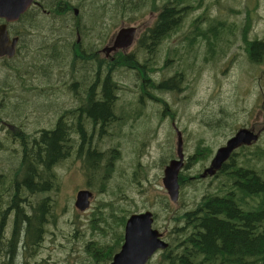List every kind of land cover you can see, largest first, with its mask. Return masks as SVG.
Masks as SVG:
<instances>
[{"label":"trees","instance_id":"16d2710c","mask_svg":"<svg viewBox=\"0 0 264 264\" xmlns=\"http://www.w3.org/2000/svg\"><path fill=\"white\" fill-rule=\"evenodd\" d=\"M49 1L52 3L50 10L55 11L57 15L59 13L56 10L57 6L53 7L55 0ZM60 1L61 21L64 22L65 15L70 11L71 0ZM93 1L97 6L103 1V8L108 3L109 11L116 10L114 16H119L122 10H125V15L126 11L128 15H133L137 3L142 5L139 0ZM122 1L124 3H121ZM159 1L163 6L158 10L160 13L157 22L140 41L147 43L146 46H140L130 55H119L107 64L76 45L72 57L75 65L71 68L75 82L71 87L73 80L71 76L70 90L72 93L76 90L80 95L79 103L60 112L52 129H45L41 134L37 131L13 136L18 144L14 153L19 152L15 156L16 167L4 168L11 171L10 174L3 172V168L0 169V220L6 217L12 220L11 229L6 235L1 232L0 222L2 264H38L33 259L32 251L40 245L45 225L53 214V200L46 195L55 189L57 177L54 166L68 158L72 161L80 160L86 170L87 183L98 181L97 184L103 187L111 172V160L117 150L112 148L109 151H102L99 143L91 148V134H94L97 140L110 137L115 125L121 126L138 119L146 101H161L156 91L170 92L177 89L167 86V81L157 82L154 73L162 72L170 56L177 53V49L171 53L170 44L168 43L166 47V42L177 31H183L189 14L195 13V17L188 23V51L184 54L182 62L188 57L189 67L192 69L193 61L196 60H200L205 67H210L218 63L223 64L232 57L231 54L234 53L232 50L240 41L237 33L242 32L239 24L230 23L216 14L213 15L208 9V4L202 8L203 0ZM231 11L237 13L236 10ZM248 12L246 11L247 15ZM226 33H230L225 42L228 43L227 49L231 54L227 53L221 44ZM246 33V30L242 32V41L245 43L247 61L258 64L264 56V39L250 41ZM56 54L60 55V52ZM162 56L165 61L160 66ZM93 58L98 67L92 70ZM172 60L174 61V58L170 59L171 63ZM100 66L103 67L99 68ZM103 68L107 69L105 75L102 72ZM122 70L134 74L140 81L139 89L142 94L138 98V107L132 112H117L120 91L124 88L112 78V74ZM178 74L180 76L177 83H181L179 89L184 92L187 89L184 85L185 79L182 78L185 70L182 73L180 70ZM178 95L176 93V98ZM75 98L77 99V96ZM231 100L232 98L229 102L221 101L217 105L218 108L202 109L194 114L193 119L198 120V124L204 130L217 137L227 125V121L234 117L231 106L228 105ZM162 105L165 112L160 107L157 108V112L162 115L159 117L167 118L171 115L169 105L165 102ZM73 118H76V126L73 125ZM87 122L91 123L88 127ZM96 124H99L98 128L95 127ZM233 124L228 129L231 132H234ZM247 127L241 126L237 130ZM253 144L239 147L223 164L220 172L212 176L215 181H209L206 185L197 174L194 178L190 177L191 179L189 174H181L178 178L179 203L183 202L184 195L190 202L188 205L184 204V208L174 211L167 197L162 196L156 202V209L149 211L153 214L155 224L159 217L158 211L162 210L165 213L163 226L166 228L169 242L168 248L160 255V264H264V148ZM74 148L75 154L70 153ZM208 149L211 148L205 145L202 139H198L187 168L193 161H204L203 153ZM103 159L107 162H103ZM11 175L13 183L7 186L5 181L10 179ZM199 192L201 196L197 198ZM28 195L40 198L34 203L30 201L27 211L23 198ZM125 201L131 203L130 198L125 197ZM126 202L125 206H121L123 208L121 211L111 208L107 217L100 211L96 220L103 226L95 224L92 227V230L101 232L103 237H106L107 233L113 237L111 245H103L105 243L95 240L85 244L87 249L92 248L91 253L97 263L101 261V264H109L113 255L119 251L126 219L136 213L125 209ZM125 211L129 213L128 217L124 215ZM98 253L101 255L96 256Z\"/></svg>","mask_w":264,"mask_h":264},{"label":"rangeland","instance_id":"374dc122","mask_svg":"<svg viewBox=\"0 0 264 264\" xmlns=\"http://www.w3.org/2000/svg\"><path fill=\"white\" fill-rule=\"evenodd\" d=\"M206 4L213 15L216 14L222 20L230 23L239 24L243 33L246 30L248 40L264 39V0H203L202 8ZM157 6L162 7V2H159ZM231 10H236L237 13H232ZM150 11V5H148L146 12ZM246 11H249L248 15ZM126 13L128 15V11ZM80 15L82 17V12ZM126 15L124 13L123 17L114 16V14L102 17L101 8L92 4L89 13L83 15L82 21L84 24L87 22L92 25L98 31L100 27L102 28V19L104 18L110 34L112 32L115 34L120 29L131 26L143 27L149 24L146 19L150 15L143 17L134 15L131 19ZM194 15L195 13L189 14L183 31H177L172 37L178 33L180 39L182 34L187 32L186 27L190 19L195 17ZM152 17L154 16L152 15ZM104 28L106 29V25ZM46 32L48 34V31ZM242 32L238 31L237 38L240 41L235 44L232 50L234 53L231 54V51L229 52L227 49L228 43L225 42L226 37L228 38L231 33L227 34V30L221 44L232 57L228 58L229 61L223 64L218 63L216 66L205 67L206 65L202 64L200 60H196L193 61V68L190 69L188 57L182 62L188 49L184 51L177 49V53L170 56L164 70L154 73L157 82L167 81V86L173 89L177 87V89L170 92L156 91V95L161 101H146L138 119L128 121L121 126L115 125L111 130L110 137L99 140L94 138V144L98 145L99 143L100 150L109 151L112 148L117 150L111 160V172L103 187L97 184L98 181L87 183L86 170L80 160L72 161L68 158L54 166L57 177L55 189L46 195L53 200V214L45 225L40 245L32 251L33 259L38 264H101V261L99 263L94 261L91 253L92 248L87 249L85 244L92 240L105 243L103 245L112 244L113 237L109 233L103 237L101 232L92 230V227L95 224L103 226L96 220L100 211H103L107 217L111 208L118 211L123 210L121 206H125V197L131 199V203L126 202L125 209L136 213L146 210L152 212L156 209V202L162 196L167 197L174 211L182 209L190 203L185 195L183 202L179 203L180 193L176 203L170 202L161 182L165 166L176 158L177 137L171 127L172 122L177 125L181 137L183 135V163H186L187 159L188 162L191 161L190 155L198 139H202L204 144L211 148L203 153L204 161H193V164L186 169H183V165L180 173L182 175L189 174V177L206 171L215 150L225 145L226 141L241 126H248L247 129L258 134V140L253 145L264 148V56L258 64H251L247 61ZM172 37L166 42V47H168V43L170 44ZM83 43L87 42L83 41ZM30 45H36V41L31 39ZM173 58L174 61L171 63L170 59ZM164 61L165 58L162 56L159 65L162 66ZM29 62L30 65L33 64V70L26 78L29 81L19 82L15 79L16 76L12 78L14 85L21 84L27 88L23 99L14 104L13 114L15 121L24 124L28 132L38 131L41 134L45 129L53 128L60 112L76 106L79 103L78 96L80 95L77 93L76 99L70 90V67L64 65V57L61 55H57L56 61L46 59V63L40 62L37 55H31ZM180 70L181 73L185 70L182 78L185 79L184 85L187 89L184 92L179 89L181 83H177ZM112 78L122 84L121 86L124 88L120 91L117 112H132L135 107H138V98L142 94L139 89V79L125 70L112 74ZM176 93L179 94L178 98H176ZM231 98L228 105L231 106V113L234 117L227 121V125L217 137L213 136L210 131L204 130L198 124V120L193 119L196 112L205 108H218L217 105L221 101L229 102ZM164 102L168 103L171 114L167 118L159 117L162 115L157 112L159 107L165 112V107L162 105ZM234 121L235 124H233ZM232 124L235 125L234 132L228 130ZM17 147V142H14L13 145L9 138L0 136V169L16 167L15 156L19 152L14 153V150ZM17 159L19 160L18 157ZM103 162L106 163L107 160L103 159ZM3 172L11 173L5 169ZM11 178L12 175L10 179L6 178L7 186L13 183ZM211 179V176L204 178L203 184L215 181ZM84 189L92 193V198L89 209L79 212L74 207L75 197L78 191ZM196 196L199 198L201 192ZM39 198L30 195L23 198L26 210L28 211L27 207L30 201L34 203ZM158 214L157 224L153 223V227L162 233L163 239L168 243L167 231L163 226L165 213L160 210ZM124 215L128 217L129 213L126 212ZM0 222L1 232L4 235L8 234L12 220L6 217ZM161 253L159 251L152 256L148 263L160 264ZM100 255L101 253H98L96 256ZM0 264H2L1 260Z\"/></svg>","mask_w":264,"mask_h":264},{"label":"flooded vegetation","instance_id":"af4514ba","mask_svg":"<svg viewBox=\"0 0 264 264\" xmlns=\"http://www.w3.org/2000/svg\"><path fill=\"white\" fill-rule=\"evenodd\" d=\"M138 2H141L142 5L137 3V9H135L133 15H128V17L130 19L134 15H138L140 17L141 14L146 12L147 6L150 5L151 11L144 13V15H141L142 17L145 15H150V17L146 19L149 24H146L143 27L131 26L135 29V33L133 37V42L128 48L115 46L116 36L121 29L115 34L113 32L110 34L105 19L102 21V28L100 27V30L98 31L87 22L86 24H84V21H82L83 15L89 13L90 5L97 4L93 0H71L69 9L70 13L68 12L67 15H65L64 22L61 21L60 0H55L53 3V7L57 6L56 10L59 11L57 15L55 11L53 12L52 10H50L52 5L51 1L33 0L30 7L19 16L17 21L7 23L4 19H0V29L3 26L5 27L4 33L6 37V42L8 41L9 45H12L13 41L16 40L13 55L11 57L8 55L0 56V136L9 138L12 141V144L14 145L15 141L13 136L25 135L28 133V129L25 128L24 124L15 121L13 114L14 104L23 99V94L26 93L27 88L21 84L14 85L12 82V78L13 76H16L15 79L19 82L23 80L29 81L26 80V78L33 70V64L30 65L29 62L31 55H37L40 62L46 63V59L56 61L58 55L56 53L59 51L60 55L64 57V65L66 64L70 67L69 73L71 74L72 65H75V61L72 60V57L75 54L74 48L76 47V45L77 47H83L88 53L99 57L101 60H105L104 62L107 64H109L110 61H113L120 54L127 56L137 51L140 46H146L147 43H140V41L148 34V31L157 22L160 13L158 10L161 9V7H156V5H158V3L161 1L139 0ZM103 3L104 2L102 1L100 6H98L101 8L102 17H109L111 14H116V10L109 11L108 3H106L105 7L103 8ZM121 3L124 2L122 1ZM81 12L82 17L80 15ZM122 12L125 13V10H122ZM124 13L119 14V16L123 17ZM152 15L154 17H152ZM77 24L78 27H80L79 30L77 29ZM104 25H106V29L104 28ZM186 29L187 32L183 33L180 39V34L177 33L170 40L169 51L171 53H173L175 48L182 51L187 49L189 39L188 25ZM46 31H48V34ZM62 31L64 32L60 34V32ZM31 39H34L36 41V45H30ZM83 41H86L87 43H83ZM130 48H133L134 51ZM127 49H130L131 51ZM91 61L93 64V66H91V69H97L98 66H96L95 59L93 58ZM23 66L25 67L23 68ZM101 67L103 66H100L99 68ZM102 72L105 75L107 69L103 68ZM71 76L73 78V80L71 81L72 87V84L75 82V80L73 77L74 74H71ZM73 94L76 97L77 91H73ZM90 124V122H87V127ZM73 125H77L76 118H73ZM98 125L99 124H96L95 127L98 128ZM171 127L173 128L177 137V132H179L177 125L172 122ZM179 134L181 136L180 132ZM91 135L92 140L90 141V147L92 148L94 146V134ZM75 151L76 148H74L70 153L75 154ZM211 160L208 165L209 167ZM183 165V169H186L188 166V159L186 163H183ZM220 170L221 169H219V172ZM200 174H197L199 175L198 177H200ZM194 177L195 176H192L191 178ZM191 178L189 177V179ZM199 179L203 180L204 178L200 177ZM157 253H159V251H157L154 255H156Z\"/></svg>","mask_w":264,"mask_h":264},{"label":"water","instance_id":"95a60500","mask_svg":"<svg viewBox=\"0 0 264 264\" xmlns=\"http://www.w3.org/2000/svg\"><path fill=\"white\" fill-rule=\"evenodd\" d=\"M33 0H0V19L7 23L18 20L32 4ZM5 27L0 29V56H12L16 40L12 45L6 42ZM135 29H121L115 39L116 47L128 48L134 37ZM2 42V43H1ZM259 135L247 128L236 131L225 143L218 148L211 160L210 167L201 174V178L213 176L223 164L228 161L232 153L241 146H249L257 142ZM177 156L165 166L163 170L162 186L170 199L176 203L179 199L180 185L179 173L183 168L182 140L177 132ZM92 193L87 190L77 192L74 207L83 212L90 207ZM153 214L149 211L130 215L125 222L123 242L119 251L115 253L109 264H147L157 251L166 250L168 244L163 240L162 233L153 227Z\"/></svg>","mask_w":264,"mask_h":264}]
</instances>
